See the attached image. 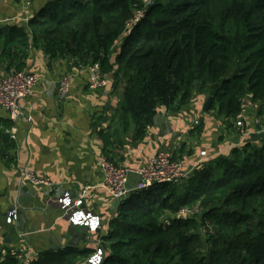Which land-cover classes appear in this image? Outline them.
Here are the masks:
<instances>
[{
	"label": "trees",
	"instance_id": "16d2710c",
	"mask_svg": "<svg viewBox=\"0 0 264 264\" xmlns=\"http://www.w3.org/2000/svg\"><path fill=\"white\" fill-rule=\"evenodd\" d=\"M143 9L141 0H50L26 27H0V65L25 71L34 49L77 67L100 64L114 88L124 83L120 111L135 140L146 137L159 106L178 112L195 90L210 92V111L227 126L247 96L263 104L264 0H157L130 29ZM11 126L0 124V140L8 141ZM99 134L106 152L110 140ZM197 206L200 215L177 217ZM103 246L101 264H264V135L206 162L180 185L132 192ZM93 253L51 249L31 264H78ZM0 264L21 259L7 255Z\"/></svg>",
	"mask_w": 264,
	"mask_h": 264
},
{
	"label": "crops",
	"instance_id": "0c3cea01",
	"mask_svg": "<svg viewBox=\"0 0 264 264\" xmlns=\"http://www.w3.org/2000/svg\"><path fill=\"white\" fill-rule=\"evenodd\" d=\"M49 1L0 0V18H17V23L26 27L22 20L28 23ZM25 71L36 74L40 84L22 103L23 117L12 121L17 140L9 134L8 141L0 140V249L20 248L37 257L43 251L67 247L91 248L95 253L100 242L103 246V237L119 207V202L101 188L102 156L136 169L157 152L167 150L193 166L200 160L205 164L229 154L232 143L241 138L235 125L227 128L218 112L204 113L205 94L193 92L191 102L178 112L159 106L146 137L135 140L134 127L123 121L120 111L124 83L105 91H90L83 68L68 60L51 61L40 49L30 53ZM7 74L0 65V79ZM66 76L70 77L71 91L61 98L57 87ZM9 120L6 113L0 114L1 126ZM252 127L255 129L253 122L248 125L250 131ZM101 131L110 140L106 152ZM24 167L57 187L51 190L24 181ZM84 191L82 210L98 215L102 221L95 237L86 228L73 227L56 204L64 192L76 199ZM13 210H17V217L8 223ZM88 259L78 264H89Z\"/></svg>",
	"mask_w": 264,
	"mask_h": 264
},
{
	"label": "built area",
	"instance_id": "2783aa9c",
	"mask_svg": "<svg viewBox=\"0 0 264 264\" xmlns=\"http://www.w3.org/2000/svg\"><path fill=\"white\" fill-rule=\"evenodd\" d=\"M153 1L141 0L144 9L136 12L132 23L129 25L130 29L145 17L146 8L152 5ZM0 24H2L1 21ZM82 68L87 74V87L90 91H104L112 83L111 78L106 75L107 73L102 71L100 64H92ZM39 84L40 78L36 74L28 71L12 72L4 78H1L0 114L6 113L11 121H18L24 114L22 103L33 95L35 88ZM57 89L58 95L61 98L68 96L71 91L70 77H63L59 81ZM257 105L260 106L259 103L253 102L252 96H247L243 99L242 110L236 119L233 120V124L241 138L232 143L231 150L244 147L245 143L252 138L255 139V136L261 137L264 135V126L256 132L250 131L248 128L249 123H254L255 121L254 127L257 128L259 125V121L256 119L258 114L254 113L255 109L261 110ZM6 133L14 141L17 140L13 128L7 130ZM203 166L204 162L202 160L193 166H188L185 162L177 159L174 153L167 150L157 152L145 165L136 169L119 166L104 155L100 160V170L103 176L101 188L105 190L111 199L120 202L128 198L134 191L145 190L155 185H180L190 179L195 169ZM21 177L24 181H29L34 186H46L51 190L57 187L50 179L38 177L28 167L23 168ZM85 198L86 191L76 199H73L70 193L64 192L56 199V204L59 205L73 227L86 228L88 233L95 237L100 231L102 221L98 215L82 210ZM201 211L202 208L199 206L193 209L186 208L182 209L177 217L190 218L195 215H200ZM16 217L17 210L11 211L7 220L8 223H11ZM7 255L21 259V264H31L37 258L36 254L27 253L24 249L4 247L0 249V262ZM105 255L106 250L100 242L97 251L88 259V263L101 264L104 261Z\"/></svg>",
	"mask_w": 264,
	"mask_h": 264
},
{
	"label": "rangeland",
	"instance_id": "374dc122",
	"mask_svg": "<svg viewBox=\"0 0 264 264\" xmlns=\"http://www.w3.org/2000/svg\"><path fill=\"white\" fill-rule=\"evenodd\" d=\"M21 1V0H20ZM155 2L157 1V0H154ZM0 21L2 22V24H0V27H2V26H5V25H10V24H15V23H17V18H0ZM22 21H24V22H26V19L25 20H22ZM24 24V23H23ZM236 30V29H235ZM116 46H120L119 45V43L116 45ZM237 63V62H236ZM79 68H82V67H79ZM84 73H85V71H83ZM9 74V73H8ZM7 74V75H8ZM6 75V76H7ZM107 76H109L110 78H111V80H112V76L111 75H109V74H106ZM112 86V83L111 84H109V86L107 87V89H109L110 87ZM106 89V90H107ZM105 91V90H104ZM196 92V94H201V95H204L205 94V97L208 99L209 97H210V92H204V93H202V92H198V90H195L194 91V93ZM198 92V93H197ZM192 96H194V95H192ZM206 99V100H207ZM260 104V106H262V107H264V102H263V104L262 103H259ZM258 106V105H257ZM260 106H258L259 107V109H260ZM249 108H250V105H249ZM262 109V111H259V110H257V109H255L254 110V113H256V114H258V116L256 117V119L259 121V125L257 126V128H253L252 127V131L253 132H256L257 130H260L263 126H264V118H262V116L264 115V108H261ZM213 111V110H212ZM210 112V111H209ZM214 112V114L217 112L216 110H214L213 111ZM255 115V114H254ZM255 119V120H256ZM11 121V120H10ZM12 122V121H11ZM256 123V121L254 122V124ZM196 126H199V121H195V123H194ZM226 127L228 128V126L226 125ZM200 128V127H199ZM11 129V128H10ZM9 130V129H8ZM7 131V130H6ZM251 140V139H250ZM259 141V140H258ZM196 216V215H195ZM198 219V221H199V223L200 224H202V221H201V217H198L197 218ZM200 231H202L203 232V234H204V241L207 239V236H206V234H207V229H206V227L205 226H203L202 225V228H201V230ZM203 252H205L206 253V249L205 250H203Z\"/></svg>",
	"mask_w": 264,
	"mask_h": 264
},
{
	"label": "water",
	"instance_id": "95a60500",
	"mask_svg": "<svg viewBox=\"0 0 264 264\" xmlns=\"http://www.w3.org/2000/svg\"><path fill=\"white\" fill-rule=\"evenodd\" d=\"M213 97H209L208 99H207V101H206V103H205V105H204V108H203V111H204V113H208L210 110H211V108H212V105H213ZM181 100L179 101V104L181 105ZM122 201H124V200H122ZM122 201H120V202H122ZM119 202V203H120Z\"/></svg>",
	"mask_w": 264,
	"mask_h": 264
}]
</instances>
